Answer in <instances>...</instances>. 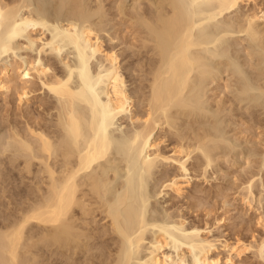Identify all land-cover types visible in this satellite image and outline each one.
Segmentation results:
<instances>
[{"label": "bare ground", "instance_id": "bare-ground-1", "mask_svg": "<svg viewBox=\"0 0 264 264\" xmlns=\"http://www.w3.org/2000/svg\"><path fill=\"white\" fill-rule=\"evenodd\" d=\"M43 1L0 0V93L13 92L19 111L40 91L33 98L42 109L23 123L16 111L6 132L0 130V264H234L247 253L264 259L263 237L224 242L222 261L206 227L188 226L169 207L159 214L150 202L162 194L183 197L192 179L188 161L196 155L203 170L193 171L206 176L218 141L205 131L182 133L179 121L205 114L203 85L211 59L219 64L224 35L243 34L253 51L264 52V6L132 0L128 15L122 0L112 2L118 18L139 28L132 32L138 44H131L137 60L128 70L133 77L143 71L146 84L133 96L121 53L106 50L100 37L105 0H52L60 17L50 16ZM248 4L254 9L244 17L224 18ZM170 138L165 151L161 144ZM155 173L151 193L147 183ZM5 194L12 200L6 196L7 205Z\"/></svg>", "mask_w": 264, "mask_h": 264}, {"label": "rangeland", "instance_id": "rangeland-1", "mask_svg": "<svg viewBox=\"0 0 264 264\" xmlns=\"http://www.w3.org/2000/svg\"><path fill=\"white\" fill-rule=\"evenodd\" d=\"M115 1L116 0H105L104 7L106 8H104V10L106 11V17L104 25L105 23L106 25L104 31L100 33V37L103 41V47L106 50L113 49V51L121 53L119 60L121 59L120 65L124 76H126V88L128 92H131L130 94L133 95L135 87L137 86L136 88H138L140 82L141 85L142 82L146 84L143 80V76L145 75L143 71H141L140 75H138L139 71H137V73L135 72V77H133V75L131 76L129 74L128 70L129 67L133 65L132 63H135L137 60L135 51L138 49L132 46L137 45L138 42L134 39L135 36H133L132 32L135 31L134 28H136V31H139V28L134 26L129 27V20H127L128 18L126 17L122 20L119 17L121 21L119 20L118 14H116L117 10L115 3H112ZM131 1L132 0H122V4L126 6L125 8L128 15L132 14L130 9L132 6ZM43 3L46 4V9L49 5L48 9L50 12L48 9L47 11L48 14H51L50 16H61L62 13L56 8L57 6L52 0H44ZM263 3L264 0H258L257 5L259 4L258 6L260 7L261 4L260 8H263ZM141 6L145 8L144 6H147L146 2H143ZM248 9H254L253 5L248 4L240 6L236 12L226 14L224 18L227 19L229 16V18L232 17L233 19L234 17L236 18V16L239 18L244 17V14L249 11ZM128 10L130 12H128ZM116 21L119 22L118 24L120 25H118ZM125 29L128 31L126 32ZM121 31L124 34L121 33ZM111 37H113L112 40H110ZM223 39L224 42L220 50L221 58L218 57L220 58V60L218 59L219 64H215L214 58L211 59L213 71L203 85V105L206 110L204 112L205 114L199 116L198 120L196 118L198 122H196L195 119L192 121L193 118L191 117L183 118L179 121V126L181 127L182 125V133L183 131L186 133L188 132L187 134L190 132L205 131L216 138L219 148L213 150L211 153L213 162L207 167L206 176L197 175L199 171L203 170V167L201 168L202 170L197 168L199 167L197 165L199 163L197 160L199 159L198 155H196L197 153H194L197 160L192 157V159L188 161V168H190L192 179L190 185L185 188L183 197L174 198L169 193L170 195L166 194L163 196L162 194L158 197H153L150 201L151 205H153L159 214L161 212L160 210L169 207L168 209L171 212L182 215L186 219L188 226L195 224L199 228L205 229L206 227L205 232L210 231L207 233L209 237L217 240L215 243L218 248H216L213 254L218 253L222 261H224L227 255V252L221 246L224 242L232 244L237 239L244 240L247 238L246 240L250 241L252 239L258 240L264 237V52L260 53L258 50H256L257 52L253 51L256 48L254 47L253 49L254 43L251 44L252 42L248 41L243 34H227L223 36ZM132 43L134 44L131 45ZM250 45H252L253 50ZM144 52L145 51H142V53ZM254 52L261 54L262 57H260V59L262 58L263 60L261 59L259 62L263 65H260L259 62L257 63L260 55L258 56L256 54V56H258L257 59L254 56ZM134 54L136 57L133 56ZM142 56L143 58H147L150 54H144ZM10 57H8V59L13 61L14 56L11 55ZM254 57L255 60L257 59L256 62ZM144 60L143 62L146 63L147 59ZM218 60L216 62H218ZM255 63H257L259 67H257L258 65L256 66ZM143 70H146V67H144ZM10 93L11 92L6 93L7 95L0 93V114H2L0 117H3H1L2 120L0 119L2 121H0V124L3 123L4 126V128L2 124L0 126L1 133L3 131L2 129L6 132L5 129L8 125L7 121H13L15 114L18 115V120L23 119L20 120L21 123L28 117V113L31 114L32 112L33 114L31 115L34 117H36L37 114H42V109L37 107L38 100L33 98L40 95V91L31 93L30 96L33 97L29 101V108L24 105L19 111L16 109V95H13V92ZM140 97H138V99H135L136 96L133 97L136 105L139 104ZM218 103L220 105L223 103L221 105L222 108L220 105H217ZM136 105L135 108H139L140 105ZM25 107L28 109L26 110ZM21 110L23 115H26L25 118L24 116L22 118L19 117ZM16 111L17 113H15ZM12 116L14 118H12ZM120 122L123 123L122 126L127 124L125 119ZM193 123L197 124L193 125ZM117 124H119V122H117ZM117 124H115L114 127H117ZM115 131L119 132V130ZM169 137H171V135ZM173 139L161 144L162 147H165V151H169L172 148ZM193 169H195L194 171L197 169V173H194ZM170 170H172V172L176 171L173 166L172 169L170 167ZM158 177L159 173H155L153 177L149 178V183L147 184L151 193L155 191L154 188H156L158 183ZM248 178L252 180L251 184L253 191V195L249 199L246 198V190L244 189L247 183L246 181L249 180ZM22 185L23 184H21V186ZM4 196L2 202L6 200V204L4 202V205H7V203L9 204L12 200L8 197V194ZM6 196L10 199V202H7ZM197 201L199 203H197V205L200 206L195 204ZM157 213L155 212L153 215V211H150L148 216L156 217ZM157 217H159L158 214ZM149 235L150 234H148V237H150ZM242 256L239 259L234 257V264H264V259H257L252 253H247L244 254L243 257Z\"/></svg>", "mask_w": 264, "mask_h": 264}]
</instances>
